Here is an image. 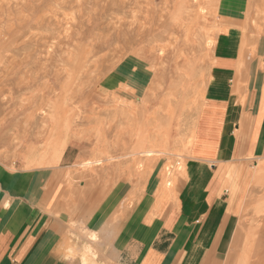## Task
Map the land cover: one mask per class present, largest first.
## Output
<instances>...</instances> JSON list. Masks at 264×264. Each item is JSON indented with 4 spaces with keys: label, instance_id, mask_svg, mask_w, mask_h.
<instances>
[{
    "label": "rangeland",
    "instance_id": "rangeland-1",
    "mask_svg": "<svg viewBox=\"0 0 264 264\" xmlns=\"http://www.w3.org/2000/svg\"><path fill=\"white\" fill-rule=\"evenodd\" d=\"M220 56L231 66L221 77L214 74ZM262 93L264 0H0V181L13 192L21 188L18 194L39 202L46 213L66 217L68 233L59 246L66 261L75 257L80 264L87 244L99 258L83 264H110L113 244L135 235L140 221L153 227L166 196L180 202L188 166L196 163L192 150L204 107L231 95L237 109L242 106L234 127L245 120L252 127ZM262 112L255 154L243 163L234 158L215 164L226 181L222 190L239 203L231 204L239 218L231 251L219 264H228L238 249L248 264H264ZM144 142L146 150L157 145L164 154L118 157L139 152ZM100 151L118 157L106 163V171L76 166L98 159ZM59 155L61 165H53ZM120 179L137 187L115 197L111 190ZM94 186L97 192L82 208L83 192ZM58 187L64 191L56 193ZM222 190L220 196H227ZM100 201L98 214L86 221L85 208L93 211ZM111 202H126V209L112 223L94 225ZM239 235L242 245L236 248Z\"/></svg>",
    "mask_w": 264,
    "mask_h": 264
},
{
    "label": "crops",
    "instance_id": "crops-1",
    "mask_svg": "<svg viewBox=\"0 0 264 264\" xmlns=\"http://www.w3.org/2000/svg\"><path fill=\"white\" fill-rule=\"evenodd\" d=\"M230 67L220 56L214 74L221 77L230 71L221 70ZM218 98L204 107L192 150L196 163L188 166L189 181L182 187L186 192L183 194L181 190L180 202H172L166 196L161 205L163 212L151 228L146 220H135L141 225L137 226L135 235L113 244L107 257L110 264H219L231 251L230 238L239 221L231 204L238 207L239 203L238 199L231 203L233 194L222 190L226 181L215 164L221 159L232 162L234 158L243 163L244 157L248 160L255 154L253 144L260 140L264 97L262 93L252 127L251 121L245 120L238 128L234 122L242 106L238 110L231 95ZM20 190L13 192L0 181V264H79V261H64L66 258L59 255L61 250L55 249L67 236L63 222L66 217L46 213L37 205L39 202L19 195ZM221 190L227 191L224 193L227 196L221 197ZM101 201L96 202L93 211L89 206L86 211L94 212ZM241 238V235L235 237L233 246H241ZM238 250L230 256L228 264H248L247 255L245 258Z\"/></svg>",
    "mask_w": 264,
    "mask_h": 264
},
{
    "label": "bare ground",
    "instance_id": "bare-ground-1",
    "mask_svg": "<svg viewBox=\"0 0 264 264\" xmlns=\"http://www.w3.org/2000/svg\"><path fill=\"white\" fill-rule=\"evenodd\" d=\"M229 60V59H228ZM225 62H228V61H225ZM228 64H230V63H228ZM226 66V65H225ZM220 68H222V67H220ZM250 78V77H249ZM215 85V84H214ZM99 86V85H98ZM101 87V86H100ZM100 90H101V88H100ZM99 90V91H100ZM109 91V90H108ZM115 92V91H114ZM97 93H99V92H97ZM101 94V93H100ZM128 95V94H127ZM104 96V95H103ZM100 97V96H99ZM107 97V96H106ZM102 99H103V97H102ZM123 99V98H122ZM104 100V99H103ZM123 100H125V99H123ZM108 101V100H107ZM100 102H101V100H100ZM105 102V101H104ZM126 102V101H125ZM88 103V102H87ZM111 103V102H110ZM113 103H115L114 101H113ZM123 103V102H122ZM87 105V104H86ZM93 105V104H92ZM65 106V105H64ZM97 106V105H96ZM107 106V105H106ZM113 106V105H112ZM122 107H123V105H121ZM135 106V105H134ZM104 107V106H103ZM116 107V106H115ZM118 107H120V106H118ZM126 107V106H125ZM125 107L123 108V110L125 109ZM91 108H92V106H91ZM114 108V107H113ZM117 108V107H116ZM84 109V108H83ZM111 109V108H110ZM118 109V108H117ZM128 108H126V110H127ZM63 110V109H62ZM85 110V109H84ZM83 110V111H84ZM103 110V109H102ZM203 110V109H202ZM65 111V110H64ZM87 111V110H86ZM85 111V112H86ZM107 111V110H106ZM241 111V110H240ZM118 112V111H117ZM127 112V111H126ZM92 113V112H91ZM122 113V112H121ZM76 114L77 113H75V115L74 116H76ZM85 114V113H84ZM87 114H88V112H87ZM90 114V113H89ZM101 114V113H100ZM130 114H133L132 112L130 113ZM91 115V114H90ZM90 115H88V116H90ZM112 115V114H111ZM118 115V114H117ZM92 116V115H91ZM116 116V115H115ZM124 116V115H123ZM135 116V115H134ZM52 117V116H51ZM80 117V116H79ZM128 117H130V116H128ZM133 117V116H132ZM154 117V116H153ZM60 118V116L58 117V119ZM66 118H68V117H66ZM77 118V117H76ZM83 118H87V116H83ZM52 119V118H51ZM51 119H49V120H51ZM74 119V118H73ZM99 119V118H98ZM103 119V118H102ZM132 119V118H131ZM55 120V119H54ZM84 120V119H83ZM124 120H126V118L124 119ZM134 120V119H133ZM155 120V119H154ZM57 121V120H56ZM73 121V120H72ZM75 121H76V119H75ZM85 121V120H84ZM83 121V122H84ZM101 121V120H100ZM115 121V120H114ZM120 121V120H119ZM52 122V121H51ZM94 122V121H93ZM92 122V120H91V123H93ZM132 122V121H131ZM148 122V121H147ZM56 123V122H55ZM72 123H74V122H72ZM71 123V124H72ZM85 123V122H84ZM125 123V122H124ZM68 124V125H67ZM86 124V123H85ZM101 124V123H100ZM120 124V123H119ZM55 125V124H54ZM74 125V124H73ZM77 125V124H76ZM142 125V124H141ZM72 126V125H71ZM134 126H136L135 128H137V124H134ZM70 127V125H69V123L68 122H66L65 123V125H64V129L65 130H67V128H69ZM74 127H76V126H74ZM119 127V126H118ZM111 128V127H110ZM124 128V127H123ZM108 129V128H107ZM58 130V129H57ZM136 130V129H135ZM69 131V130H68ZM67 131V132H68ZM131 131H133V130H131ZM195 131V130H194ZM110 132V131H109ZM136 132H137V130H136ZM51 133V132H50ZM106 133V132H105ZM134 133V132H133ZM195 133V132H194ZM66 135H67V133H66ZM106 135H107V133H106ZM131 136V135H130ZM122 137V136H121ZM150 137V136H149ZM156 137V136H155ZM74 138V137H73ZM138 138V137H137ZM143 138V137H142ZM194 138V137H193ZM66 139H69V138H66ZM100 139V138H99ZM109 139V138H108ZM115 140H116V138H115ZM117 140H119V139H117ZM116 140V141H117ZM120 140H121V138H120ZM143 140V139H142ZM153 141H154V139H152ZM46 141V140H45ZM51 141V140H50ZM79 141V140H78ZM149 141V140H148ZM53 142V141H52ZM51 142V143H52ZM55 142V141H54ZM53 142V143H54ZM66 142V141H65ZM90 142V141H89ZM102 142V141H101ZM121 142V141H120ZM134 142V141H133ZM159 142V141H158ZM50 143V142H49ZM116 143V142H115ZM148 143V142H147ZM65 144V143H64ZM69 144H70V146H71V142H70V139H69ZM117 144V143H116ZM122 144H123V142H122ZM126 144V143H125ZM90 145V144H89ZM130 145H132V144H130ZM151 145H153V144H151ZM191 145V144H190ZM48 145H46V149L48 148L47 147ZM53 146V145H52ZM56 146V145H55ZM54 146V147H55ZM85 146V145H84ZM83 146V147H84ZM150 146V145H149ZM192 146V145H191ZM53 147V148H54ZM76 147V146H75ZM91 147V146H90ZM97 147V146H96ZM99 147V146H98ZM130 147V146H129ZM154 148V150H152V149H150V150H146V148H147V145H146V143L144 142V143H141V146H139L138 147V149L137 150H139V152H135V150L136 149H134L132 152H130L129 154H123L122 153V155L120 156H118V157H121V159H124V158H122V157H127V156H129V155H136V156H138V155H142V156H145L147 159L148 158H152V157H154L155 155H160V156H162L163 154H164V152L163 151H157V150H155V147H158L157 145H155V146H153ZM29 148V147H28ZM88 148V147H87ZM151 148V147H150ZM193 148V147H192ZM30 149V148H29ZM79 149H81V148H79ZM89 149V148H88ZM93 149V148H92ZM93 151V150H92ZM106 151V150H105ZM105 151H100L98 154H97V156H100V157H98V159L95 157L93 160H89V161H82V162H78L77 163V167L78 166H80V167H82L83 169H86V170H84V171H88V172H90V173H93V172H97L98 171V173L100 172H104V171H106V170H103L107 165H106V163L107 162H110L111 163V161L112 160H114V159H118V157L117 156H115V157H113L112 155H109V153H105ZM126 151V150H125ZM103 153H105V156H103L102 154ZM94 156V155H93ZM141 157V156H140ZM139 157V158H140ZM144 157V158H145ZM129 158L131 159V158H133V157H130L129 156ZM136 158V157H135ZM138 158V159H139ZM146 158H145V160H146ZM157 158H158V156H157ZM63 159V158H62ZM61 159V157H60V155L59 156H57V158L56 159H54V162H53V165L54 164H56V165H58V166H60L61 165V163H62V160ZM120 159V158H119ZM120 159V160H121ZM141 160V159H140ZM51 161V160H50ZM132 161H134V160H132ZM144 161V160H143ZM122 162H124V160L122 161ZM129 162V161H128ZM141 162V161H140ZM31 165L32 164H35V165H38V166H43L44 164V162L43 163H39V164H36V163H31V162H29ZM115 163H116V161H115ZM114 163V164H115ZM48 164V163H47ZM63 164H64V162H63ZM70 164H72V163H70ZM76 164V163H75ZM111 164H113V163H111ZM126 164H128V163H125V165ZM116 165H118V164H115L114 166L116 167ZM135 166H136V163L134 164ZM143 165V164H142ZM45 166V165H44ZM72 166V165H71ZM76 166H75V168H76ZM94 166H96L95 168H96V170L95 171H92L94 168H92V167H94ZM130 166V165H129ZM26 167V166H25ZM73 167V166H72ZM108 167V166H107ZM111 167H113V166H111ZM118 167V166H117ZM131 167V166H130ZM134 167V166H133ZM143 167V166H142ZM52 168V167H51ZM55 168V167H54ZM127 168V167H126ZM156 168V167H155ZM40 169V168H39ZM42 169V168H41ZM109 169V168H108ZM122 169V168H121ZM141 169V168H140ZM145 169V168H144ZM71 170V169H70ZM123 170V169H122ZM146 170V169H145ZM158 175L159 176H161V171L158 169ZM77 172H79L78 170L77 171H74L73 173L75 174V173H77ZM141 172H142V170H141ZM146 173H147V171H145ZM145 172H143L144 174L143 175H146L145 174ZM151 172V171H150ZM157 173V171L156 170H153V173ZM72 171H71V173L70 174H68V176H66V177H70L72 174ZM117 173H120L119 171L117 172ZM93 174H95V173H93ZM139 174V173H138ZM119 175H121L122 176V173H120ZM118 175V179L119 178H122V177H120ZM148 175H149V173H148ZM54 176H56L57 178L59 177V176H61L59 173H54ZM133 176V175H132ZM151 176V175H150ZM131 177V176H130ZM141 177V176H140ZM149 177V176H148ZM72 178V177H71ZM147 178V177H146ZM162 178H164V177H162ZM132 179V178H131ZM138 179H142V178H138ZM64 182V181H63ZM131 182V181H130ZM134 182V181H133ZM65 183V182H64ZM162 183V182H161ZM157 184V183H156ZM132 184H130V187L128 186V184L127 183H124V180H118V186L117 187H114V189L113 190H111L112 191V193H113V195L115 196V197H120V195L121 196H123L122 194H124V193H127V192H130V190L131 191H133V188H134V186H136V185H134L133 187L131 186ZM159 186V185H158ZM167 186H169V187H171V183H167ZM102 187V186H101ZM137 187V186H136ZM161 187V186H160ZM158 188V187H157ZM59 190H61V187H58V190H57V192L56 193H60L59 192ZM64 190H61V192H63ZM97 192V189L95 188V186L92 188V189H90V191H86V192H83V202H82V204L81 205H83V207L82 208H84L85 207V205H87V202H88V200H89V198H90V196L91 195H93L94 193H96ZM100 193V192H99ZM101 193H105V189L103 190V192H101ZM66 195H68V196H73V194L71 193V192H67L66 193ZM109 198H106L105 199V201H104V204L106 203V204H110L109 203ZM111 204H112V206L115 204V203H113V202H111ZM81 205H79L78 206V209L81 207ZM7 207H9V205H6ZM6 207V208H7ZM108 207V209H109V206H107ZM104 208V207H103ZM252 208H253V206H252ZM252 208H251V210H252ZM108 209H105V210H102L101 212H99L100 213V215H101V217H102V219H101V222L100 221H96V218H95V221H94V225H100V226H104V225H108L109 224V222L110 223H112L114 220H115V218H117V217H119L121 214H122V210L123 209H126V202H123V203H119L118 204V202H117V204H115L113 207H111V210H108ZM85 212H87L86 211V208H85V210H84ZM79 212H80V210H79ZM249 212V211H248ZM96 214H98V211H97V213H96V211H94V212H89L88 211V219H94V217L96 216ZM84 215H86V213H84ZM87 217L85 218L86 219V221H87ZM66 224H67V227H68V225H70V224H72L71 223V221H66ZM89 225H92L91 223L89 224ZM93 236H92V241H94V240H96L97 239V233H93L92 234ZM264 237V236H263ZM94 238H96V239H94ZM238 244V242H235V245H237ZM58 247V245L56 244L55 245V247ZM228 247V246H227ZM56 249V251H60V248H55ZM222 249V248H221ZM219 250V249H218ZM63 251V250H62ZM62 251L59 253V255L60 256H65V254H63L62 253ZM42 252V251H41ZM40 252V253H41ZM69 252V254L68 255H70L72 252L71 251H68ZM57 253V252H56ZM48 255V254H47ZM83 255L84 256H82V260H80L81 261V263L80 264H83V261H85V262H87L88 263V258L89 257H91V258H93V259H91V261L92 260H94V259H98L99 257H98V255H96L90 248H89V246L86 244L85 246H84V252H83ZM70 261L69 262H72V263H74V262H76V260H75V257L74 258H72L71 257V259H69ZM100 260H103V258H101ZM64 261H66V260H64ZM97 263H98V261H96ZM65 264H67V263H65ZM89 264H91V263H89ZM101 264H107V263H104V262H101Z\"/></svg>",
    "mask_w": 264,
    "mask_h": 264
}]
</instances>
